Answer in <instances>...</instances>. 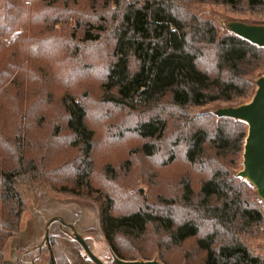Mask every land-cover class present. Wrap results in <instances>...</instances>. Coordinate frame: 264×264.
Returning <instances> with one entry per match:
<instances>
[{
	"label": "trees",
	"instance_id": "1",
	"mask_svg": "<svg viewBox=\"0 0 264 264\" xmlns=\"http://www.w3.org/2000/svg\"><path fill=\"white\" fill-rule=\"evenodd\" d=\"M205 1L0 0V108H12L0 118V264L20 233L25 193L39 187L97 202L103 236L123 260L264 264L248 242L264 236V207L233 171L243 164L248 124L193 112L251 98L264 47L221 35L191 12ZM211 1L264 10V0ZM98 71L111 111L93 120L88 97L73 87ZM139 159L158 168L154 180L173 170L166 181L175 191L155 200L149 191L143 205L117 209L110 182ZM191 242L197 255L179 258ZM47 247L48 264H71L50 234Z\"/></svg>",
	"mask_w": 264,
	"mask_h": 264
},
{
	"label": "rangeland",
	"instance_id": "2",
	"mask_svg": "<svg viewBox=\"0 0 264 264\" xmlns=\"http://www.w3.org/2000/svg\"><path fill=\"white\" fill-rule=\"evenodd\" d=\"M263 11V12H261ZM191 12L198 15L200 18L208 19L214 22L221 35H227L231 33L229 23L232 21H244L248 23H263L264 18L262 14L264 10H258L256 12L241 11L234 12L229 6L213 3L211 0L205 2L193 3ZM100 71L94 73L92 78L89 79L83 85H75L73 93L79 94V97L85 95L88 97L86 103L92 107L91 118L96 120L102 111L109 113L110 109H105L106 104H102V93H101V81L102 76ZM264 73V72H263ZM259 75L258 73L255 75ZM257 78V77H256ZM254 78V79H256ZM254 92L256 90V84L253 87ZM254 95V93H253ZM251 98L241 100L240 102H249ZM231 105L226 102H214L205 106L197 107L193 110L196 113H213L219 107ZM105 109V110H104ZM12 115V108L8 103H5L0 108V118L8 119ZM218 118V117H217ZM110 121L107 118L102 121L105 126L102 127V131L98 135V139L101 145L102 137L108 136L107 131L110 126ZM130 149V148H129ZM127 156H125L126 158ZM124 160V159H123ZM137 167L128 174L125 169L119 170L117 179H112V183L109 190L112 194L116 195L117 209H126L139 207L144 204V200L148 202L150 196L148 192L151 191L152 200L157 199L159 194L170 195L175 191L174 183L170 182L167 184V179L173 175L172 171H167L164 175L161 172H157L161 177L163 176V184L161 181L154 180V174L157 171V167L150 160L139 159ZM243 169L242 161L239 163V167L233 171L238 172ZM188 170V166L184 162H180L176 167V171L184 173ZM101 180V177L98 176ZM105 179H107L105 177ZM102 188V185H99ZM103 189V188H102ZM27 200V209L23 214L21 220V230L18 236L11 237L7 242L6 250V263L11 258V248L16 247L18 243L28 239L31 241L29 245H18V255L25 257H32L34 264H48L50 254L47 247V240L45 239L46 230L45 225L51 220L52 217L60 216L65 222L76 226V231L85 237L86 241L92 252L105 264H116L114 260V254L107 240L103 236L100 223V208L99 204L94 200L74 195H59L52 192L48 188L39 187L34 193L27 191L25 193ZM129 202V205L126 203ZM264 207V203L262 202ZM129 208V209H130ZM117 213L123 212L116 210ZM70 227L61 224L60 220H56L50 224L49 234L57 238L59 246L63 253L68 257L71 264H97L89 255L85 252L81 244L77 241L75 233H72ZM264 232V229H263ZM252 251L255 254L260 255L264 258V236L262 238H249L248 240ZM41 243L44 246L40 249ZM193 242L189 243L188 246H192ZM36 247L30 253H26L31 248ZM190 253L183 251L179 258L185 259L192 256H196L193 248H190ZM154 257H157L155 255ZM31 262V260H29Z\"/></svg>",
	"mask_w": 264,
	"mask_h": 264
},
{
	"label": "water",
	"instance_id": "3",
	"mask_svg": "<svg viewBox=\"0 0 264 264\" xmlns=\"http://www.w3.org/2000/svg\"><path fill=\"white\" fill-rule=\"evenodd\" d=\"M229 28L231 33L260 47H264V23L232 21L229 23ZM255 84L256 90L249 102L219 107L214 114L219 118L228 117L248 124V134L243 153V169L237 175L255 187L258 198L264 203V73L255 79ZM56 220H60L61 224L70 227L72 230L71 234L76 232L77 241L95 263L105 264L92 252L85 237L77 233L76 227L65 222L61 217H53L48 222L46 240L49 237L50 224ZM113 254L116 264H165L158 259L123 260L114 252Z\"/></svg>",
	"mask_w": 264,
	"mask_h": 264
},
{
	"label": "crops",
	"instance_id": "4",
	"mask_svg": "<svg viewBox=\"0 0 264 264\" xmlns=\"http://www.w3.org/2000/svg\"><path fill=\"white\" fill-rule=\"evenodd\" d=\"M55 217H60V216H55ZM53 218V217H52ZM51 218V219H52ZM62 218V217H61ZM63 219V218H62ZM48 227V222L46 223V225H45V230H46V228ZM76 227V226H75ZM77 229V228H76ZM29 242L31 243V241L29 240ZM29 242H28V239L27 240H24L23 242H21V240H20V243H18L17 244V246L16 247H13V248H11V258L8 260V261H10V264H34V262H32L33 260V258L32 257H25L26 255H25V253L24 254H22L23 256H20V255H18V251H19V249H18V245L20 246V244L21 243H23V245H29ZM44 246V244L43 243H41V245H40V249L42 248ZM34 248H36V247H33V248H31L30 250H28L26 253H31L32 252V250L34 249ZM7 260V259H6ZM6 260H5V263H6ZM29 260H31V262L29 261ZM4 263V264H5Z\"/></svg>",
	"mask_w": 264,
	"mask_h": 264
}]
</instances>
